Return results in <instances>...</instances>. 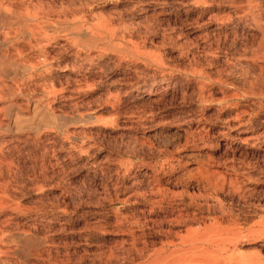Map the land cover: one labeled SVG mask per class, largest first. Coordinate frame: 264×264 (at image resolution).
<instances>
[{"label":"rangeland","instance_id":"374dc122","mask_svg":"<svg viewBox=\"0 0 264 264\" xmlns=\"http://www.w3.org/2000/svg\"><path fill=\"white\" fill-rule=\"evenodd\" d=\"M12 3L57 39L2 63L0 264H264V0ZM35 98L82 144L1 127Z\"/></svg>","mask_w":264,"mask_h":264},{"label":"bare ground","instance_id":"6f19581e","mask_svg":"<svg viewBox=\"0 0 264 264\" xmlns=\"http://www.w3.org/2000/svg\"><path fill=\"white\" fill-rule=\"evenodd\" d=\"M10 1L13 2L11 4L12 5V10L15 11V12H17L18 11L17 9L19 8V7H17L18 0H15V3H14V0H10ZM6 11L7 10L5 8H0V16H3L6 13ZM237 12L239 13L238 15H240V16H241V14L244 13L242 9L237 10ZM16 16H17V14H16ZM24 17H25L26 20L32 22L33 20H36V13L26 14V16H24ZM45 26H47L49 28L51 27V25H45ZM90 32L91 31H88L87 28L86 29L83 28V27L77 28L76 30L71 31L68 34L69 38H64V39L66 41H71V43H72V40L74 41L75 39H78V38H86V40H89V36H90V34H92ZM29 33H30L29 31H22L20 34H21V36L23 38H7V37H4V36H0V75L5 76L7 74V72L4 69H2V63H7L10 66H15V67L17 66V70H15V72H17V74H21V75L22 74H25L27 72H30L32 69H35L36 66H37V64H40L41 63V62L38 63V60H36L33 63H31V64H26L25 63V64H22V65H18L16 63V58H17L16 56L20 55L22 53L23 49L25 48V47L24 48L19 47L18 45L20 43H24V44L28 45L30 48H32V47H39L41 49V51L43 52V54L47 55L48 50L46 49V43H45V41L47 42L49 39H53V41H54V39H57V38H29V36H30ZM73 37H76V38H73ZM94 38H96V37H94ZM81 42L82 41L80 40L77 43L79 44ZM83 42H85V41H83ZM87 43H88V41H87ZM48 44H49V42H48ZM49 46H50V44H49ZM39 48H38V50H39ZM24 50L26 51V49H24ZM25 51H23V52H25ZM36 54H37V52H36ZM42 56H44V55H42ZM257 57H258V55H252L249 59L251 61H254V60H257L258 59ZM260 58H263V53H261ZM31 59H30V61H32ZM46 59L47 58H45V60ZM41 94L43 95L42 97H44L45 95H47V94H45V92L43 93V91H42ZM145 94H146L145 97L144 96H139V97H137V99L138 100H142L143 98L148 99L151 93L149 91H147ZM40 97H41V95H40ZM40 100L41 99L35 98V99H33L31 101V103L29 105H26L27 107L25 108V113L22 114L23 116L20 117L21 119L20 118H17L15 116L16 119H20V120H14L12 122L13 124L11 126H9V124L7 125V123H3V125L1 127L2 128H5L4 130H8V131H11V132H14V133H22V132H32L33 133L34 132L35 134H37L38 131L41 128L44 129V127H51V130H53L56 134L66 135L65 136L66 139L69 140L72 145H75L76 146V145L82 144L83 137H80L79 135H77V133H75L74 130L73 131H71V130L70 131H66L65 130V125L68 122L66 124H60V123H58L57 122V118L60 115L59 114L56 115V113L54 114L50 110V108L49 107H46L44 104H42L40 102ZM17 106L19 107V105H17ZM71 117L72 116H70V118ZM61 118H63V117H61ZM67 118L68 117H66V120H69L70 119V118L69 119H67ZM241 118L238 115H236V117H235L236 121H235V124H233V127L239 128L240 126H242L244 124V122L241 120ZM63 120H65V119L63 118ZM71 120L74 121L75 118H74V120L73 119H71ZM71 120H69V121H71ZM249 132H251L250 135H248L247 137H245L244 141H247V140H257L258 139V136L256 135L257 133H255V131H249ZM262 142L264 143V138L261 140V143ZM116 241L118 243H123L124 244L125 239L120 236V237L116 238Z\"/></svg>","mask_w":264,"mask_h":264}]
</instances>
